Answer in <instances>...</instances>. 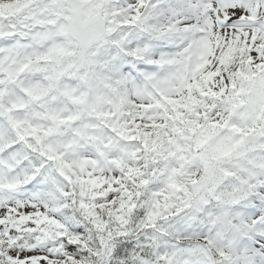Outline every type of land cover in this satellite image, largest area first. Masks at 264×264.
<instances>
[{
	"label": "snow or ice",
	"instance_id": "1",
	"mask_svg": "<svg viewBox=\"0 0 264 264\" xmlns=\"http://www.w3.org/2000/svg\"><path fill=\"white\" fill-rule=\"evenodd\" d=\"M0 264H264V0H0Z\"/></svg>",
	"mask_w": 264,
	"mask_h": 264
}]
</instances>
